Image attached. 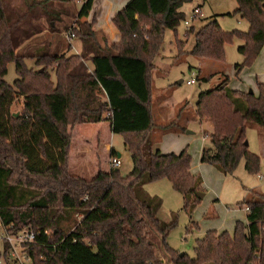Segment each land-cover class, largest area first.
Segmentation results:
<instances>
[{
  "label": "trees",
  "instance_id": "obj_1",
  "mask_svg": "<svg viewBox=\"0 0 264 264\" xmlns=\"http://www.w3.org/2000/svg\"><path fill=\"white\" fill-rule=\"evenodd\" d=\"M4 1L0 0V218L10 230L34 229L35 238L26 250L35 264H162L157 249L169 252L175 264L210 259L217 264H264V251L257 252L264 244V192L249 190L242 200L249 206L246 221L237 220L232 232L209 229L196 238L193 256H175L176 249L165 237L176 220L157 215L161 199L144 186L167 178L182 192L187 206L195 201L191 192L201 182L191 171L185 148L163 152L153 148L150 134L155 127L150 109L154 58L164 29L175 30L184 19L180 7L187 0H127L111 17L120 32L117 43L105 36L102 42L98 39L93 22L86 19L93 0H79L74 33L81 50L70 53L64 50H71L70 43L65 47L50 41L30 52L20 50L41 28L22 29L23 14L12 21ZM22 1L27 8L43 6L60 20V10H50V2L78 0ZM235 13L248 21L247 30H225L216 17L196 30L186 29L185 34L194 32L191 53L224 61V44L238 37L243 40L237 46L243 60L234 68L238 72L251 64L264 42V0H236L227 14ZM27 57L37 66L28 65ZM9 61L17 73L12 83L3 78ZM228 80L223 73L219 84L198 92L197 113L213 121L212 130L204 134L211 146L202 148L200 161L227 173L243 157L245 168L252 170L258 156L247 148L244 130L249 123L264 127V81L257 82L254 94L230 87ZM18 95L22 105L15 114L11 105ZM106 119L113 133L123 134L130 170L123 173L110 166L89 178L72 173L70 129Z\"/></svg>",
  "mask_w": 264,
  "mask_h": 264
},
{
  "label": "rangeland",
  "instance_id": "obj_2",
  "mask_svg": "<svg viewBox=\"0 0 264 264\" xmlns=\"http://www.w3.org/2000/svg\"><path fill=\"white\" fill-rule=\"evenodd\" d=\"M4 3L6 12L11 14L12 21L17 15L23 14L20 19L22 29L35 31L41 28L38 33L25 41L26 44L20 47V50L26 49L30 52L35 45L45 41H50L51 44L62 43L65 46L68 41L67 32L77 30L74 19L76 7L80 4L77 1L50 2L48 7L50 10H60L62 14L60 20L47 14L43 6L35 5L27 8V4L22 0H6ZM195 6L200 7L201 14H194ZM235 7L236 0L184 1L180 7L185 12L184 19L176 26L175 30L164 29L158 54L154 58V68L150 77L152 81L150 109L155 124L150 133L152 146L153 148L158 147L163 152H178L185 148L190 155L192 173L198 174L201 178L200 184L191 192L190 199L195 201L188 203L187 206L182 192L173 188L167 178H158L144 185L149 194L156 195L161 199L157 215L165 221L176 220L165 237L168 245L176 249L175 256L178 252H186L189 256H193L196 238L201 237L209 229L217 231L225 229L232 232L237 220L246 221V211L243 208L242 200L249 190L255 189L264 192V127L259 124L249 123L244 130L247 148L258 156L257 165L252 170L245 168L243 157H240L234 169L227 173L222 172L214 164L200 161L202 148L211 146L210 139L204 134L212 130L213 121L197 113L195 102L198 92L219 84L223 79V73L227 72L230 87L244 89L243 92L252 88L254 93L253 90L256 88L255 69L253 63L244 65L238 74L233 69L235 55L240 57V62L243 60V55L237 51V42L241 38L235 37L232 41L226 42L224 44V61H217L201 58L191 53L194 32L185 34V30L190 26L196 30L212 17H216L220 26L225 30L233 28L246 30L248 22L245 18L240 17L237 13L227 14ZM185 19L188 20L187 23L184 22ZM21 28L16 29L15 32L19 33ZM52 28L56 31L53 32ZM96 35L102 42L105 36L104 32L97 30ZM73 40L77 42V39ZM178 42L181 43L180 46ZM76 47V51L80 52L81 47L78 44ZM67 52H73V49ZM155 60L158 61L159 66ZM26 62L28 65L37 66L34 63V58L27 57ZM85 63L87 66L89 65L87 60ZM261 64L263 65L264 61ZM6 66L7 71L3 78L12 83L17 77L14 62L9 61ZM257 77L258 79L264 78V74L261 73ZM190 78H193L194 81L186 82ZM21 105L22 95H18L11 105V109L18 112ZM166 124L168 125L166 126ZM163 125L166 127L163 128ZM188 129L191 132H187ZM70 131L68 169L72 173L89 178L96 173L97 168L111 166L109 158L112 155L107 156L104 147L100 144L95 147L93 128L78 124L73 126ZM84 135L91 139V145H89L90 149L85 148L82 153L81 143ZM111 145L116 154L120 155L119 169L123 173L128 172L132 162L130 153L124 145L123 134L112 132ZM196 191L203 192V196L200 198L196 196ZM157 250L164 251V249ZM260 251H264V244H260L257 252ZM167 254L170 255L169 252Z\"/></svg>",
  "mask_w": 264,
  "mask_h": 264
},
{
  "label": "crops",
  "instance_id": "obj_3",
  "mask_svg": "<svg viewBox=\"0 0 264 264\" xmlns=\"http://www.w3.org/2000/svg\"><path fill=\"white\" fill-rule=\"evenodd\" d=\"M126 1L127 0H93V2H92L91 9H90L89 14L87 15L86 19L88 21L93 22V28L94 29L103 31L105 37L107 38V40L109 42H116L117 43L120 40V32L118 31V29L116 28V26L112 22L111 17L119 8H121L125 4ZM77 2L80 3L81 1L78 0ZM248 26H249V23L247 25V29H248ZM242 30H244V29H242ZM73 39H77V38L74 37ZM73 39L71 40V43L74 45L75 49H77L76 45L78 44L80 46V41L77 39V42H74ZM242 42H243V40L239 39L237 42V46ZM67 43H69V42L67 41ZM64 50L68 51L67 48H65ZM75 52H77V51L75 50ZM234 58L236 60L233 63V69L236 72V69L234 68V64L240 62V57L235 55ZM262 61H264V42H263L258 54L256 55V57L254 58V60L252 62L253 68L255 69V77H254L255 81L254 82H256V88L253 91L256 94H257V82L264 81V78L258 79V77H257L261 73L264 74V64L263 65L261 64ZM155 63H157V65H158L157 60H155ZM242 68L243 67H241V69ZM240 70L238 72H236V74H238L240 72ZM224 73L227 74V72H224ZM228 84H229V81H228ZM240 90H244V89H240ZM78 124L85 125L86 127H91L94 129L93 135H94V141L96 143L95 147H98L99 144H100V146H103L105 153H107V156H108L110 154V149L113 148V146L111 145L112 130H111L110 121L106 119V120H100V121H95V122L77 123L75 125H78ZM90 141H91V139H88L87 136H85V135L83 136V141L81 143V146H82L81 152L82 153H84L83 150H85V148L90 149V147H89V145H91ZM116 155H119V153H117ZM98 169L107 170V169H109V167L108 166H106L104 168L99 167V168H97V170Z\"/></svg>",
  "mask_w": 264,
  "mask_h": 264
},
{
  "label": "built area",
  "instance_id": "obj_4",
  "mask_svg": "<svg viewBox=\"0 0 264 264\" xmlns=\"http://www.w3.org/2000/svg\"><path fill=\"white\" fill-rule=\"evenodd\" d=\"M194 14H201L199 6H195ZM188 22L187 19L184 20ZM67 40L71 45V49L76 50L71 40L75 37L73 31L67 32ZM194 79H187L186 82H193ZM109 164L111 166H118L120 164V156L112 155L109 158ZM245 211L249 210L248 205L243 206ZM35 238V231L32 227L26 226L16 230H10L0 218V264H35L33 258L26 250V244L32 242Z\"/></svg>",
  "mask_w": 264,
  "mask_h": 264
},
{
  "label": "water",
  "instance_id": "obj_5",
  "mask_svg": "<svg viewBox=\"0 0 264 264\" xmlns=\"http://www.w3.org/2000/svg\"><path fill=\"white\" fill-rule=\"evenodd\" d=\"M248 91L252 92V89L249 88ZM14 113L17 114V112H14ZM187 132H191V130L188 129ZM196 195L200 198L203 196V192L196 191ZM162 252L159 250L156 251V257L162 264H175L170 259L169 255L166 252H164V251H162ZM180 254H182V252H180ZM200 264H217V263L215 260L210 259V260H205V261L201 262Z\"/></svg>",
  "mask_w": 264,
  "mask_h": 264
}]
</instances>
